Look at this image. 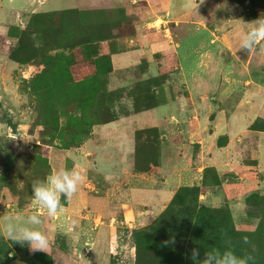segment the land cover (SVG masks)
Returning <instances> with one entry per match:
<instances>
[{
    "label": "rangeland",
    "instance_id": "374dc122",
    "mask_svg": "<svg viewBox=\"0 0 264 264\" xmlns=\"http://www.w3.org/2000/svg\"><path fill=\"white\" fill-rule=\"evenodd\" d=\"M4 2L1 20L23 8L11 26L29 32V39L20 51L17 38L0 30V225L5 218L23 222L37 212L48 247L45 251L23 247L29 254L47 253L52 264H193V248L198 249V259L206 250L231 248L238 256L251 257L248 264H264V105L254 127L243 136L240 166L228 171L224 170L229 166H220V172L203 169L209 159L220 161L222 156L213 154V149L224 140L219 137L208 148L205 142H190L187 169L193 178L186 184L192 187L200 181V195L193 199L187 195L172 206L181 187L172 195L161 184L167 176L173 183L175 146L186 142V134L171 143L154 128L130 136L127 118L130 111L158 103L169 66L163 64L156 78L141 80L146 62L130 69L126 64L115 67L112 61L114 55L129 51L128 56L133 50L149 55L154 46V59L168 57L173 70L174 52L161 49V43L172 45L170 41L183 38L180 85L192 87L194 94L207 87L211 97L203 113L209 118L203 134L211 133L209 124L216 118L222 123L220 131L228 122L231 134H237L245 126L240 121L258 115V102L264 100L260 70L264 71V38L250 50L239 44L247 23L264 14V0H35L32 9L24 7V0ZM37 14L45 16L35 19ZM218 49L220 55H214ZM197 50L210 56L197 57ZM226 55L240 57L249 68L243 77L242 72L235 76L239 84L229 85L230 76L220 75L217 64H223L220 58ZM63 75L71 79L66 86ZM174 110L155 108V124L172 127L165 118ZM61 167L75 168L81 181L69 199L61 195L63 209L48 216L31 200V183ZM169 206L172 216L163 221L166 227L179 215L187 217L199 209H206L205 215L212 218H205L214 225L217 210L226 208L238 235L224 237L208 229V239L191 237L195 244L184 240L179 249L158 243L147 231L135 241L132 231L156 226ZM219 238L223 243L217 242ZM0 240L10 239L0 232ZM0 264L26 263L12 251L7 257L0 252Z\"/></svg>",
    "mask_w": 264,
    "mask_h": 264
},
{
    "label": "crops",
    "instance_id": "0c3cea01",
    "mask_svg": "<svg viewBox=\"0 0 264 264\" xmlns=\"http://www.w3.org/2000/svg\"><path fill=\"white\" fill-rule=\"evenodd\" d=\"M4 1L5 0H0V30L3 32L4 31L8 32L9 26H11L14 22L15 14L19 13V11L22 10L23 8H21L20 10L15 9L14 13H11L9 15L5 14L4 15L5 21H2L1 20L3 18L2 14L4 13L2 11V5ZM24 1H25L23 2L24 7L30 8V9L33 8L35 0H24ZM6 2L13 3L14 1L12 2V0H9V1L6 0L4 3ZM2 22H5V24H2ZM191 32H194V31H191ZM211 36L213 37L212 33H211ZM181 39H179L178 41L176 40L170 41V43L173 42L172 45L169 43L167 44L166 41L161 43L163 44V47L161 49L169 48L170 52L172 51L174 52V56H175V60H176V64L178 65L177 66L178 68L174 70V72L168 73L167 78H165L164 82L161 84V86H159L161 88L159 89V93H158V98H157L158 103L152 106L151 108H148L145 110H141L137 112L130 111V115L127 116L128 120H130V136L131 134H133L134 136L135 132L138 130L156 128L160 133L164 132L163 134L165 135H161V136L165 137L166 141L168 140L167 141L168 143H171L172 139L180 138L182 134H186V139H185L186 142L182 141L181 143H177V145L175 146L176 162L173 165V168H174L173 177H175V179L173 180V183H171V181H169L168 176H167L165 180H162V184H161V186L168 188L167 190L170 191L172 195H174V193L177 191L179 186L180 187L185 186V185L190 186V184H186V182L189 181L191 178H193V173L191 172V170H189L190 167L188 165V164H191V160H188V157L190 156V142H192L193 140H197L196 142L202 145H203V142H205L207 144V148H208V143H212L211 146H214L215 140L218 139L219 137L224 140L221 146H216L215 147L216 149L215 148L213 149V154L215 153L218 156H222V158H220V161L216 160L215 158L209 159L207 164L202 166L203 169L216 168V170L220 172V168L224 166H229V168L227 167L224 171L232 170V168H236L240 166L238 165L240 164L238 162L240 161L239 157L242 155V152H243V150L241 149H243V146L245 147V145H241L242 142L244 143L243 136L248 130V128L258 118V116L262 114L263 105H264L263 104L264 100L261 103V99H260L258 102V104L260 103V106L257 107L258 109H260V111L258 110V115L248 120L244 119L240 121V125L242 126L245 125L244 128L241 130V132L237 134H231V127H229L228 122L223 124V128H222L223 131H220L219 128L222 123L216 118L215 124H209L211 128L213 127V130L211 131V133L208 135H204L203 134L204 129L206 128V125L208 124L209 118L205 116V114L203 113L205 112L204 110L209 107L210 104L208 102H210L209 99H211V97L209 96L208 93H206L208 91L207 87L202 88V93H197L199 90L197 89L196 93L194 94L192 87L189 88V87H184V85H180L181 78L182 76H184V72L182 71V65L180 62L181 59H180V51H179L181 43H182ZM212 41L214 42L213 38H212ZM153 48L154 46L151 47L152 50ZM151 51L149 50L147 52L149 55H146V54L141 55L139 50H133L130 52V55L128 56L127 54L129 53V51H127L119 55H114L112 57V61L115 67H120L122 64H126L130 66V69L136 68L139 63L144 61L146 62V68H144L140 73L139 77L141 78V80L156 78L159 75V71H158L156 61L154 59V55L151 53ZM217 51H214L216 53L214 55H220V51L222 50L218 49ZM196 52H197V57H201L203 53L207 57L210 56L209 55L210 52H205V50L200 55L198 54V50ZM143 53H146V51H143ZM220 59H224L223 64H217L219 66V69L221 70L220 75L230 76L229 85H232L233 82L239 84V79L235 76H239L240 72H242L241 77H243V75L246 74L247 70L249 71V68H247V66L245 65V60L243 62L240 57L233 56V55H226V57L224 56V57H221ZM129 60H130V64H128ZM236 60L237 62L239 61V65L236 63ZM260 70L262 73H264L263 69H260ZM175 75H177L176 77L177 79H172L173 77H175ZM131 80L134 81L135 78L133 77L131 78ZM175 87H178V90H175ZM212 99H214V97ZM160 106L173 107L175 109L174 112L168 113L169 114L168 118H165L167 120L168 125L171 124V122L173 123L172 127L166 126V128H160L159 125L155 124V121L153 120L154 115L152 111L155 108H158ZM236 106L239 108L240 103H236ZM234 112L236 115V111ZM195 113L200 114L199 117L197 116L198 118L197 122L194 121ZM201 114H203L202 118H201ZM166 115L167 114L163 115L160 118V120L158 119L157 121H161L162 118H164ZM147 116H149L150 118H147ZM192 122H193L192 124L193 126L192 128H190V125ZM203 148L204 146L201 149L202 150L201 156L204 154L205 149L203 150ZM161 152H162V149H161ZM160 158H162L161 153H160ZM222 160L224 161L222 162ZM160 164H161V160H160ZM160 169H162V167ZM185 171L187 172L184 173ZM184 182L185 184L183 185L182 183ZM200 184L201 182L199 181V183H195L191 185L198 186ZM172 195L170 197H172ZM170 197L168 196V199Z\"/></svg>",
    "mask_w": 264,
    "mask_h": 264
},
{
    "label": "clouds",
    "instance_id": "9594fccd",
    "mask_svg": "<svg viewBox=\"0 0 264 264\" xmlns=\"http://www.w3.org/2000/svg\"><path fill=\"white\" fill-rule=\"evenodd\" d=\"M247 24V30L239 33V44L242 49L250 50L258 39L264 38V14ZM80 181L81 175L75 168H57L50 171L45 178L32 181L31 200L39 209H46L48 216H54L63 209L61 195L65 200L69 199L77 191ZM41 224L40 216L33 212L23 222H13L5 218V222L0 225V232L12 241L26 243L31 250L45 251L48 247V237L38 227ZM198 255V249L193 248V264H248L251 259L249 256L236 255L231 248L206 250L203 259H198Z\"/></svg>",
    "mask_w": 264,
    "mask_h": 264
},
{
    "label": "trees",
    "instance_id": "16d2710c",
    "mask_svg": "<svg viewBox=\"0 0 264 264\" xmlns=\"http://www.w3.org/2000/svg\"><path fill=\"white\" fill-rule=\"evenodd\" d=\"M44 16L45 15L37 14V15H34L33 17L36 19V18H44ZM7 34L10 38H13V39L17 38L16 48L18 50L22 51L27 48L29 32L27 33L25 31H21L18 27L10 26ZM31 34L32 33L30 32V35ZM172 62H174L175 64L173 67V70L171 69L172 65L170 64V59H168V57L164 58V61H158V62L156 61V64H157L158 70H161V68H163L162 67L163 64L165 66H169V67H166V69H169L168 73H170L178 68L175 57L172 58ZM63 78H64L63 84L64 86H66L68 82L71 81V79L65 77V75H63ZM92 125H96V124H92ZM252 126L254 127V125ZM138 132L140 131L138 130ZM10 162L11 160L10 161L8 160L7 163H5V168L7 167V165L10 164ZM187 195L192 196V199L197 198L200 195V188L198 186L181 187L180 191L177 192L174 198L172 199V202H171L172 206L173 204L177 203V201L183 200V198L186 197ZM172 206H169L166 209V211L163 212L158 217V219L156 220V226H146L141 229L133 230L132 235L135 238L134 240L137 241L141 233H143L144 231H147L158 243H161L164 241L168 244L173 245L174 246L173 248L179 249L178 247L179 243L184 240L188 241V245L195 244V242L191 240V237H196V238L202 237L204 240L205 238L208 239L211 235V232L207 231L208 229H213L215 230V233H218L224 237H227L228 234L230 236L238 235L234 229L231 215L228 209L226 208L222 210H217L218 214L215 216V219H217V221H215L214 225H211V223L209 222V219L205 218V217L212 218L210 214L205 215L206 209H199L197 211H193L187 217L183 216L182 214L179 215V217L174 221V224L172 226L166 227L165 222L163 221L172 216V213H171ZM208 211L209 213L211 212V210H208ZM180 213H182V211H180ZM158 224L159 226H157ZM217 242L220 244L223 243V238H219ZM188 250L189 248L185 250V253H187ZM12 251H14L16 256H18L19 259L26 264H52V258L47 253L33 252V254H29V252L23 247L22 243H18L12 240H9V241L0 240V252L5 257H7Z\"/></svg>",
    "mask_w": 264,
    "mask_h": 264
},
{
    "label": "water",
    "instance_id": "95a60500",
    "mask_svg": "<svg viewBox=\"0 0 264 264\" xmlns=\"http://www.w3.org/2000/svg\"><path fill=\"white\" fill-rule=\"evenodd\" d=\"M125 247H127V249L129 248L130 249V246L129 245H126ZM120 249H121V247H120ZM122 249H124V247L122 248ZM128 251V250H127ZM130 251V250H129Z\"/></svg>",
    "mask_w": 264,
    "mask_h": 264
}]
</instances>
